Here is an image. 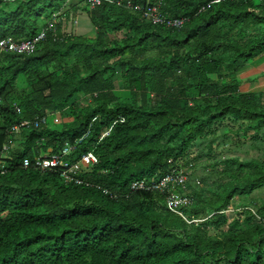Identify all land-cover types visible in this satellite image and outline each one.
Here are the masks:
<instances>
[{
  "label": "trees",
  "instance_id": "16d2710c",
  "mask_svg": "<svg viewBox=\"0 0 264 264\" xmlns=\"http://www.w3.org/2000/svg\"><path fill=\"white\" fill-rule=\"evenodd\" d=\"M69 1L0 0V39L34 37ZM81 1L92 37L56 24L33 53L0 52V149L19 119L60 120L15 137L0 173V264H264V198H249L264 187V91L241 93L236 78L264 52V0H163L165 16L187 18L179 28ZM119 32L130 34L110 38ZM81 137L69 161L97 158L82 185L21 167ZM232 138L262 145V156L216 158ZM203 156L212 162L184 209L201 222L170 213L157 191L130 189Z\"/></svg>",
  "mask_w": 264,
  "mask_h": 264
},
{
  "label": "built area",
  "instance_id": "2783aa9c",
  "mask_svg": "<svg viewBox=\"0 0 264 264\" xmlns=\"http://www.w3.org/2000/svg\"><path fill=\"white\" fill-rule=\"evenodd\" d=\"M218 1L219 0H213L209 2L205 8H208L211 4ZM87 3L90 8L106 4L108 6L128 9L135 13L140 19L150 24L162 25L168 28H179L187 21V18L185 17L168 18L165 16L160 11L163 0H156L153 3L147 2L145 4L132 3L130 0H87ZM203 10L204 7L199 9V11ZM55 25V21H47L43 29H41L34 37L27 40L15 41L11 37L2 38L0 39V52L31 54L36 49L37 43L41 41L47 33L55 35L58 32ZM15 110L17 115H20V109L15 106ZM58 120L59 118L56 113H46L32 120L19 119L16 123L12 124L6 130L7 139L0 149V173L6 172L5 161L9 159L10 152H13L18 148L17 144L19 142L15 140V137L19 136L22 130L28 127L37 128L41 125L46 126L50 122L56 124L58 123ZM96 120L99 121V117H96ZM88 134L89 130L83 135V137ZM109 134L110 128H107L102 132L101 138L108 136ZM83 137L76 140L73 144L68 142L64 143L58 153H48L42 150L38 153H33L34 157L32 159L24 157L21 160V167L26 169L32 166L40 171L54 172L65 184L82 185L84 183L82 179L83 175L85 176L92 173L94 166L97 164V158L90 151L79 154L77 160L74 162L69 161L68 156L72 153L74 146L79 143ZM190 168V164L184 166L177 165L172 167L161 177L135 179L130 183V189L133 191H157L163 195L165 207L170 213L180 217L187 224H196L203 219H196L193 216L187 217L184 212V209L191 207L193 204L191 195L183 192L189 181ZM242 210L250 212L253 216L257 217L255 212L250 208H242ZM257 218L264 222V220L259 217Z\"/></svg>",
  "mask_w": 264,
  "mask_h": 264
},
{
  "label": "crops",
  "instance_id": "0c3cea01",
  "mask_svg": "<svg viewBox=\"0 0 264 264\" xmlns=\"http://www.w3.org/2000/svg\"><path fill=\"white\" fill-rule=\"evenodd\" d=\"M81 0H70L63 7L57 18L56 24L59 26L60 34L76 35L81 37H92L95 26L88 13L83 10ZM264 53L257 56L251 66L237 75L239 91L241 93H258L264 91V61L258 63V59H263Z\"/></svg>",
  "mask_w": 264,
  "mask_h": 264
},
{
  "label": "rangeland",
  "instance_id": "374dc122",
  "mask_svg": "<svg viewBox=\"0 0 264 264\" xmlns=\"http://www.w3.org/2000/svg\"><path fill=\"white\" fill-rule=\"evenodd\" d=\"M129 34H130L129 32H127V33L126 32H119V33H110L109 36H110V38H121V37H126L127 35L129 36ZM262 61H264V57H263V59H258V63H261ZM250 66H251V64H250ZM249 67H247L246 69H248ZM211 77L213 79L215 78L214 75ZM262 80L264 81V79H262ZM17 81H19V83L21 85H24V84H22L23 78L21 76L18 77ZM116 85L119 86L120 82H117ZM149 98H150V95L148 96V103L150 102ZM59 123H60V120H58V123L56 125H58ZM222 141H223V139H221V142ZM225 144H226V146H223V147L218 146L216 148V151H217L216 152V158L236 156V157H239L241 159H248V158H253V157H258V156L261 157L263 154V152L259 150V147H261L262 145H260V144L257 145V143L254 141L250 142L248 140H242L241 138H240V140L232 138L231 141H226ZM17 147H18L17 149H19L21 147L20 142L17 144ZM211 162H212L211 159H207L206 157L203 156L193 164V167L190 168V174H189V179H188L189 181L187 183V189L188 190L187 189L183 190V192L189 193V194L193 193V190H190L191 187L192 186L194 187V185L201 183L200 179L206 175V173L208 171L209 164ZM216 179H217V176L212 177L210 180L207 181L208 185H210ZM204 187H206V186L204 185ZM249 198H254V200H256L257 202H260L264 198V187L259 188L256 191H254L249 196ZM230 209L232 210V206L229 208V210ZM239 210H240V212L244 213L246 209L242 210L239 208ZM239 210H238V212H239ZM224 229L226 230V228H224Z\"/></svg>",
  "mask_w": 264,
  "mask_h": 264
}]
</instances>
